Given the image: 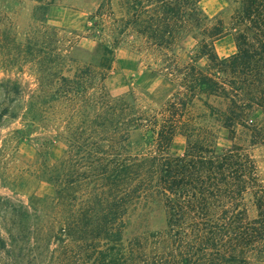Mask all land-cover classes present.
I'll return each mask as SVG.
<instances>
[{
    "label": "trees",
    "instance_id": "trees-1",
    "mask_svg": "<svg viewBox=\"0 0 264 264\" xmlns=\"http://www.w3.org/2000/svg\"><path fill=\"white\" fill-rule=\"evenodd\" d=\"M56 1L33 0L20 26L19 0H0V70L27 69L36 84L22 126H50L63 146L51 164L0 159L1 184L27 200L0 198V264H264V178L247 150L264 146V0H231L226 18L200 0H102L87 18L91 52L48 23ZM225 35L235 52L219 57ZM124 37L160 84L111 97L104 80ZM221 129L231 145L217 151ZM177 134L185 147L173 156ZM24 137L11 131L0 155ZM147 201L163 225L126 235Z\"/></svg>",
    "mask_w": 264,
    "mask_h": 264
},
{
    "label": "rangeland",
    "instance_id": "rangeland-1",
    "mask_svg": "<svg viewBox=\"0 0 264 264\" xmlns=\"http://www.w3.org/2000/svg\"><path fill=\"white\" fill-rule=\"evenodd\" d=\"M33 0H19L16 4V21L20 26L25 25L33 5ZM102 0H57L49 9L48 23L74 34L78 46L84 51L91 52L95 48L96 41L86 37L88 16ZM200 7L204 13L212 18L220 15L226 18L230 12L231 0H200ZM114 48V59L111 68L104 80V87L111 97L124 94L129 89L138 92L141 89H156L160 79L156 74L147 69L150 58L144 53L137 52L136 44L131 37H124ZM133 43V44H132ZM135 45V46H133ZM193 43L185 41L178 50L179 56L186 59L192 49ZM215 52L219 57H225L235 52V46L231 35H225L215 42ZM13 85L18 87V95L11 91ZM35 79L30 71L24 69L0 70V110L8 108V115L14 112L16 119L9 116L0 120V150L2 140L13 130H23L24 139L17 143V148L6 151L0 155L19 166L27 167L28 164L39 160H46L48 164L56 162L62 154L63 146L54 139L55 132L50 126L29 131L22 126L21 116L26 108L29 96L35 89ZM231 142L224 129L219 130L216 140V150L229 148ZM15 146V144H14ZM185 147L184 138L177 134L170 146L171 155H180ZM259 166V173L264 178V146L248 148ZM35 190L39 195L47 194L51 188L46 183L34 180ZM0 198L6 204L19 207L26 206V196L20 192L11 191L0 182ZM5 207V206H2ZM1 214V210H0ZM163 225V211L159 204L147 201L138 204L128 217L126 235L138 233L147 229H156Z\"/></svg>",
    "mask_w": 264,
    "mask_h": 264
}]
</instances>
